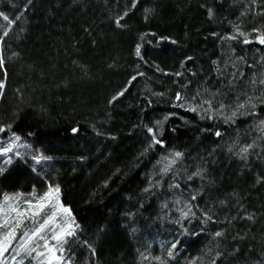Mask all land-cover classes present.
I'll use <instances>...</instances> for the list:
<instances>
[{
  "label": "trees",
  "instance_id": "1",
  "mask_svg": "<svg viewBox=\"0 0 264 264\" xmlns=\"http://www.w3.org/2000/svg\"><path fill=\"white\" fill-rule=\"evenodd\" d=\"M0 14V129L33 149L0 198L59 188L67 264H264V0Z\"/></svg>",
  "mask_w": 264,
  "mask_h": 264
},
{
  "label": "rangeland",
  "instance_id": "2",
  "mask_svg": "<svg viewBox=\"0 0 264 264\" xmlns=\"http://www.w3.org/2000/svg\"><path fill=\"white\" fill-rule=\"evenodd\" d=\"M2 89L3 83H0V94ZM1 129L0 169L15 158L27 157L33 151L23 139L19 137L16 140L18 136L9 135L4 128ZM6 148L11 151L5 152ZM56 188L49 186L42 193H8L0 198V244L7 249L0 255V264H23L25 261L32 264H67L64 241L70 235L66 231L70 230L73 234L77 225L69 208L60 200V191H54ZM50 189L52 194L46 196ZM63 208H67L70 215L63 212ZM56 235L61 236L60 241L53 239Z\"/></svg>",
  "mask_w": 264,
  "mask_h": 264
},
{
  "label": "snow or ice",
  "instance_id": "3",
  "mask_svg": "<svg viewBox=\"0 0 264 264\" xmlns=\"http://www.w3.org/2000/svg\"><path fill=\"white\" fill-rule=\"evenodd\" d=\"M0 15H3V14H0ZM3 19H4L5 21H8V20H9V17H7L6 15H4V16H3ZM241 35H243V33H241ZM259 42H260L261 44H264V37H262V38L260 39ZM245 43H248V41L245 40ZM139 54H140V50H139V48H137V55H139ZM133 79H135V78H133ZM177 99L179 100L180 97L177 96ZM190 110H193V111H194L195 109H190ZM0 131H2V129H0ZM72 131L75 133V132L77 131V129H72ZM149 132H152V129H151V128L149 129ZM217 135H219V133H217ZM15 139H16V140H19V137H16ZM153 140H154V143H160V141H159V140H156L155 137L153 138ZM4 151H5V152H9V151H11V149H10V148H6V149H4ZM180 155H181V154H180L179 152L175 153V156H176V157H179ZM35 159H36V162H37V163H39L40 160H41V158H39V157H36ZM54 191H55L56 193H59L60 190H59V188H56ZM52 192H53V190L50 189L49 193L46 194V196L51 195ZM41 207H42V205H41ZM62 210H63V212H65V213H69V210H68L67 208H63ZM69 215H70V213H69ZM185 215H186V214H185ZM42 227H43V226H42ZM66 234H67V235H72V232H71L70 230H67V231H66ZM10 235H11V234H10ZM216 235L219 236L220 233H216ZM53 239H56L57 241H60V240H61V236H60V235H56V236L53 237ZM172 247H176V245L173 244ZM5 251H7V249L3 246V244H0V255H2ZM49 251H52V249H49Z\"/></svg>",
  "mask_w": 264,
  "mask_h": 264
}]
</instances>
